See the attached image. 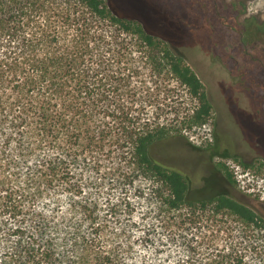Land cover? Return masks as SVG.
<instances>
[{
    "label": "trees",
    "instance_id": "trees-1",
    "mask_svg": "<svg viewBox=\"0 0 264 264\" xmlns=\"http://www.w3.org/2000/svg\"><path fill=\"white\" fill-rule=\"evenodd\" d=\"M144 68L207 121L196 73L105 0H0V264H264L263 215L153 157Z\"/></svg>",
    "mask_w": 264,
    "mask_h": 264
},
{
    "label": "rangeland",
    "instance_id": "rangeland-1",
    "mask_svg": "<svg viewBox=\"0 0 264 264\" xmlns=\"http://www.w3.org/2000/svg\"><path fill=\"white\" fill-rule=\"evenodd\" d=\"M105 1L181 57L211 102L207 121L192 122L198 103L187 88L165 69L151 77L144 68L146 117L170 132L153 157L184 173L189 198L224 192L251 206L257 198L230 184L217 163L234 161L264 178V0Z\"/></svg>",
    "mask_w": 264,
    "mask_h": 264
},
{
    "label": "built area",
    "instance_id": "built-area-1",
    "mask_svg": "<svg viewBox=\"0 0 264 264\" xmlns=\"http://www.w3.org/2000/svg\"><path fill=\"white\" fill-rule=\"evenodd\" d=\"M233 174L235 183L238 185L239 190L244 194H253L257 200L264 202V191H256L254 183H264V178L257 176L249 168H244L239 163L230 161L226 164ZM257 196V197H256Z\"/></svg>",
    "mask_w": 264,
    "mask_h": 264
},
{
    "label": "water",
    "instance_id": "water-1",
    "mask_svg": "<svg viewBox=\"0 0 264 264\" xmlns=\"http://www.w3.org/2000/svg\"><path fill=\"white\" fill-rule=\"evenodd\" d=\"M246 202H249L252 207H254L255 209L259 210L260 212L264 214V202L263 201L256 199V200H248Z\"/></svg>",
    "mask_w": 264,
    "mask_h": 264
}]
</instances>
